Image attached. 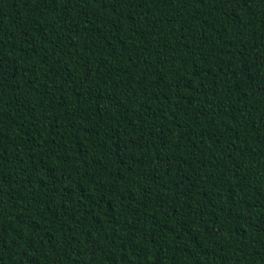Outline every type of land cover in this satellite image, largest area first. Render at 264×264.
<instances>
[{
	"label": "trees",
	"instance_id": "obj_1",
	"mask_svg": "<svg viewBox=\"0 0 264 264\" xmlns=\"http://www.w3.org/2000/svg\"><path fill=\"white\" fill-rule=\"evenodd\" d=\"M0 264H264V0H0Z\"/></svg>",
	"mask_w": 264,
	"mask_h": 264
}]
</instances>
